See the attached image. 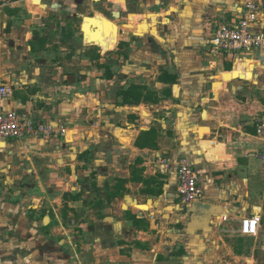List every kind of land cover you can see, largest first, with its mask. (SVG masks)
Masks as SVG:
<instances>
[{
  "label": "crops",
  "instance_id": "obj_1",
  "mask_svg": "<svg viewBox=\"0 0 264 264\" xmlns=\"http://www.w3.org/2000/svg\"><path fill=\"white\" fill-rule=\"evenodd\" d=\"M86 2L14 0L0 8V88L13 91L0 96V113L67 130L0 142V264H257L233 234L260 215L258 235L248 238L264 237V97L259 111L238 114L221 98L241 103L228 83L253 81L263 66L245 60L234 68L239 58L222 62L206 39L243 17L244 0ZM105 4L124 21L154 27L119 26L115 48L118 27ZM80 5L99 13L85 30L99 31L84 42L80 28L84 44L56 46L45 22ZM261 10L264 27V1ZM153 31L162 55L151 58ZM95 47L115 49L104 58ZM218 61L234 70L220 72ZM181 158L192 161L203 191L191 206L178 194Z\"/></svg>",
  "mask_w": 264,
  "mask_h": 264
},
{
  "label": "built area",
  "instance_id": "obj_2",
  "mask_svg": "<svg viewBox=\"0 0 264 264\" xmlns=\"http://www.w3.org/2000/svg\"><path fill=\"white\" fill-rule=\"evenodd\" d=\"M14 0H0V8L11 6ZM263 0H244V15L232 24L222 25L216 29L210 39L212 52L215 55H231L242 60L252 58L261 62L264 68V27H261ZM260 56V59L258 58ZM13 95L8 87L0 88V96L7 99ZM264 125L260 127L262 131ZM67 130L50 124L37 123L28 116L16 112L0 113V142L22 140L26 138L51 139L66 135ZM261 133V132H260ZM260 155L259 157H261ZM264 158V154L262 156ZM169 161L161 160V169L169 167ZM179 198L184 205L191 206L200 202L203 191L199 184L197 170L188 158L178 162ZM262 222L260 215L243 220L240 233L245 237H256Z\"/></svg>",
  "mask_w": 264,
  "mask_h": 264
},
{
  "label": "rangeland",
  "instance_id": "obj_3",
  "mask_svg": "<svg viewBox=\"0 0 264 264\" xmlns=\"http://www.w3.org/2000/svg\"><path fill=\"white\" fill-rule=\"evenodd\" d=\"M81 1H83V2L87 1L86 3L88 5H89V3L91 5V3L99 2V0H97V1H95V0H81ZM114 2L116 4H122V5L125 4V0H114ZM86 3H85V5H86ZM104 3H106V2H104ZM85 5H80V6H82L81 8H79V7H75L74 9L69 8L70 10L67 11V16L63 15L62 13H58V16L56 17L55 20H49V22L48 21L45 22L46 23L45 25L49 28V32L47 34L50 37L53 44H55L56 46H59V47L68 45L72 48L84 44L81 36L79 35L80 34L79 33L80 28L82 27V25H81L82 24V17H85V16L86 17H89V16L95 17L97 14H99V13H96L94 16H92V14L90 12L86 14V12L83 10V7ZM106 7H109V6H107V5L102 6L101 9H103L105 11V13L108 14V17L111 19L105 17L104 15L103 16L105 18H107L109 21L115 23L118 27V40H117V43L115 45V48L120 41L122 42V39H123V38L121 39L119 37V31H120L119 26H121L122 32L130 31L132 33L134 31L142 30V26H144V27L149 26V30H151V28L154 27V26H151V24H148L147 22L142 23V24L138 23V20L142 19V18L131 17V18H129V21H124L121 19L122 17H124V15L120 9H112L113 10L112 11L111 8H109L108 9L109 11H108L106 9ZM112 13L114 15H112ZM75 14H78L79 16H76ZM154 19H153V24L155 22ZM129 22H130V24H129ZM165 24H166V22H165ZM167 24L165 26H167ZM156 31H157V23H156ZM156 31H153V34L147 35L149 37L147 40L149 42L151 40V43H150L151 50L149 49V52H148V54H146V56H149L151 58H152V56L156 57V54H157V56L162 55L159 52L160 50L156 47V43H154V41H153V40H156V38L160 37L159 32L156 33ZM211 32L212 31H210V33ZM144 35L145 34L143 33L142 36H137V35L136 36L137 37H143ZM119 38H120V40H119ZM206 39L209 41L210 37H206ZM86 45H88V44H86ZM128 48H126L127 50L124 52V54H126V56H127V54L131 55V53H132V51H130V49H128ZM93 51L95 52V54H97V56L98 55H99V57L103 56L104 58H107L108 55L112 52V51L106 52L103 49L98 48V47H95V49ZM163 56L165 57V55H163ZM164 57H162V58L159 57V58L162 60V59H164ZM220 58H221L222 62H224L225 60L231 61V60H233L234 57L231 55H220ZM258 58L260 59L259 55H258ZM167 59H168V57H167ZM245 60H253V59L252 58H244L242 60H239L238 62H235L234 68H235L236 64L242 63ZM232 67H233V65H230V64H226L225 67L221 66V64L218 61V67L217 68H218V70H220V72L225 73V71H223L224 69L230 70V69H232ZM234 68L232 69V71L234 70ZM216 73H217V75H216ZM213 75H215V77H218L220 74H218V72H215V74H213ZM215 79H214V82H215ZM230 83L233 84V85H231L232 87L234 86L236 89H238V92L241 93V95L243 97H240V100H242L241 103H237L236 101H232V99L230 97H228L227 99H226V97L225 98L222 97L221 103L225 104V106H226L225 108L227 111L230 110L231 114H238V112L240 113V110H242V109L244 111L245 110L251 111L252 113H254V111L256 109L259 111V108L262 105L259 104L258 102L260 99H262V97H264V69L261 66L254 70V80L253 81L236 80L233 82H229L228 84H230ZM228 84H226L224 89H222L219 93H216V92L214 93L215 97L217 99H219L218 96H220V94H222L224 92V90L228 89V87H227ZM209 88H210V86H209ZM209 88H207L208 91H209ZM262 100H264V99H262ZM255 101L257 102V104H255L256 103ZM217 105L219 106V104H217ZM262 109H264V108H262ZM262 156H263V154H262ZM262 156H261V158H262ZM262 160H264V158H262ZM9 193L10 194L13 193L12 190L9 189L7 194H9ZM18 198H20V197H18ZM12 200L16 201V199H14L12 197H8L7 203L15 202ZM20 200L22 201L21 198H20ZM32 216H33V214L29 215V218H31ZM13 229H14V226H13ZM9 230H10V228L8 226L7 231H6V233H7L6 235H13L14 233L9 234ZM73 231H75V230L72 229L71 232H73ZM18 235L22 236V234L19 230H18ZM233 237H234L235 242H237L238 245L247 247L249 253L253 252V250L255 251L257 264H264V248L262 249V247H264V237L262 239H260L258 242H255L254 239H250L248 237H243L240 232L234 233ZM91 238L92 237H90L88 239H91ZM89 245L93 246L91 243ZM22 252H24V249H22ZM94 254L95 253L93 251H91V252H90V250L87 251L88 256L93 257ZM249 255H251V254H249ZM249 255H247V256H249Z\"/></svg>",
  "mask_w": 264,
  "mask_h": 264
},
{
  "label": "water",
  "instance_id": "obj_4",
  "mask_svg": "<svg viewBox=\"0 0 264 264\" xmlns=\"http://www.w3.org/2000/svg\"><path fill=\"white\" fill-rule=\"evenodd\" d=\"M35 2H39L40 3V0H35ZM94 20H95V18L94 17H91V16H89V17H86V16L85 17H82V27H81V30H82L84 42H86L87 34H89V36L92 39V38H94V34H96L99 31V27H97L96 29H94L95 25H93V29L95 30L94 32H91L92 28L89 31H86L85 30L86 22L87 21L88 22H92Z\"/></svg>",
  "mask_w": 264,
  "mask_h": 264
},
{
  "label": "trees",
  "instance_id": "obj_5",
  "mask_svg": "<svg viewBox=\"0 0 264 264\" xmlns=\"http://www.w3.org/2000/svg\"><path fill=\"white\" fill-rule=\"evenodd\" d=\"M231 71H232V70L230 69V70H228L227 72H231ZM123 183H125V181H123V180H120V181H119V184H123ZM113 198H116V197L114 196ZM113 198H112V199H113Z\"/></svg>",
  "mask_w": 264,
  "mask_h": 264
}]
</instances>
